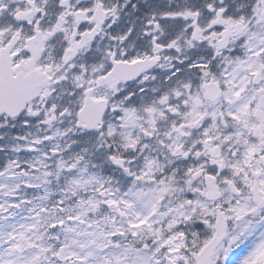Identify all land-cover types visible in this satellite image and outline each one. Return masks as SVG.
I'll return each instance as SVG.
<instances>
[{"label":"snow or ice","instance_id":"obj_1","mask_svg":"<svg viewBox=\"0 0 264 264\" xmlns=\"http://www.w3.org/2000/svg\"><path fill=\"white\" fill-rule=\"evenodd\" d=\"M0 264H264V0H0Z\"/></svg>","mask_w":264,"mask_h":264}]
</instances>
